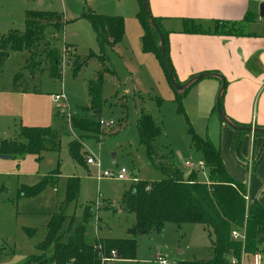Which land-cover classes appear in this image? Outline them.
I'll use <instances>...</instances> for the list:
<instances>
[{
  "label": "rangeland",
  "instance_id": "rangeland-1",
  "mask_svg": "<svg viewBox=\"0 0 264 264\" xmlns=\"http://www.w3.org/2000/svg\"><path fill=\"white\" fill-rule=\"evenodd\" d=\"M141 2L0 0V34L10 27L22 29L27 10H50L56 12L62 22L61 29L53 33L55 45L61 51L65 50L61 59V79L50 75L49 62L42 57L40 68L29 74L24 51L7 54L0 67V143L17 138L21 125L50 127L59 139L56 149L43 150L38 159L30 154L0 157V264H28L29 259L38 254L35 246L44 237L50 215L58 210L64 199L68 176L78 177L79 191L77 199L67 205L64 213L68 217L59 231L62 233L68 228L71 217L76 222L80 221L83 209L89 206L92 215L87 224L88 241L97 242L98 238L105 236L134 237L136 240L133 260L113 264H156L158 252L169 264L210 258L212 235L209 236L200 224L178 226L168 222L160 232L150 231L135 236L127 233L135 215L122 206L124 191L138 179L152 182L165 177L160 168L147 158L145 146L139 143L136 122L141 113L150 115L162 131L153 142L156 162L179 170L184 178L195 172L198 181L209 182L206 167H183V159L195 162L200 158V153L191 144L188 132L191 126L198 135L209 138L219 148L230 174L249 186L251 171L245 167L241 169L229 148L231 137L229 139L227 131L234 130L221 121L213 109L220 85H216L218 79L204 77L194 82L181 100L183 114L179 112L174 88L156 54L143 50ZM87 11L123 18V38L118 44L106 48V59L99 53L95 34L85 17ZM254 11L255 19L249 25L264 40L260 5ZM199 21L204 27L213 26V21ZM168 23L176 28L180 26V20ZM234 27L240 30V26ZM71 52L80 62L77 71L68 62ZM17 75L18 80L15 81ZM99 75L100 107L93 111L84 110L89 106L88 84ZM22 88H27L30 93H22ZM33 89L37 93H32ZM51 93H61L62 97L56 99ZM256 101L257 97L254 109ZM73 117L78 121L87 117L112 123L108 127L97 123L93 129L79 130L73 126ZM71 139L79 142L83 164H77L69 155ZM256 140L252 146V135L242 132L238 149L241 157L251 159L252 150L254 153L257 151ZM92 154L100 167L85 164V159ZM231 165H236L241 173ZM121 168L126 171L124 179L95 178L98 171L114 173ZM56 169L57 181L35 196H19L21 185L35 184ZM260 254L264 264V248ZM246 261L251 262L250 255Z\"/></svg>",
  "mask_w": 264,
  "mask_h": 264
},
{
  "label": "trees",
  "instance_id": "trees-1",
  "mask_svg": "<svg viewBox=\"0 0 264 264\" xmlns=\"http://www.w3.org/2000/svg\"><path fill=\"white\" fill-rule=\"evenodd\" d=\"M250 16L249 14L246 15L244 20L251 22L253 18ZM85 17L95 34L99 53L103 59H106V48L118 44L123 38V18L99 15L89 11L86 12ZM151 19L155 21L162 32L165 54L169 58L167 32L162 29L158 17L151 15ZM182 21V32L187 34H243L241 26L237 22L214 20L213 26L210 28L204 27L196 19L184 18ZM140 23L143 29V50L156 54L166 73L167 80L172 86L158 50L157 33L149 25L144 12ZM234 26H240V30H236ZM61 27V18L56 12L37 9L27 10L22 29L10 27L6 32L0 34V67L10 52L24 51L27 54L25 62L30 71L29 74H33L34 70L40 68L42 64L40 58L42 57V60L45 59L49 62L50 75L61 79V59L65 50L61 51L55 45L53 38V33L59 31ZM70 54L72 56L69 58V65L74 71H77L80 62L72 52ZM14 79L15 81L18 80V75ZM17 88L15 86V89ZM187 90L188 88L180 92L174 90L178 111L182 114L181 100ZM21 91L30 90L22 88ZM31 91L37 92L35 89ZM88 97L89 106L88 108L85 107L84 110L98 109L101 103L100 75L89 82ZM78 120L75 117L72 118L73 126L76 129L90 130L95 128L97 123L99 124V120L96 121L93 118L82 117L80 121ZM233 122L250 125L249 123ZM136 129L139 143L145 146L147 158L160 168L165 177L152 182L138 179L131 183L128 190L124 191L121 199L122 206L125 211L135 215L134 223L127 229L129 235L135 236L141 234L142 231L144 233L160 232L164 224L168 222L178 226L182 224L202 225L208 235H212L209 247L210 258L179 260L174 264H229V258L232 255L239 257L242 251L252 254L256 251L260 252L264 248V205L259 204L255 199L249 201L244 199L246 183L236 180L227 172L219 148L209 138L198 135L189 126L191 144L200 153L204 167L208 169L209 182H201L197 180L195 172L184 179L179 170L167 168L156 162L153 142L162 134V131L155 125L150 115L141 113L136 122ZM244 131L249 132L247 130H234L230 142V151L238 163L252 172L261 160L264 152V140L257 153L251 155L250 160L244 159L238 151L241 134ZM250 134L253 138L264 137V133L254 132ZM57 136V133L52 131L50 127L21 125L17 138L4 140L0 143V153L9 155L30 154L38 159L43 150L58 147L59 139ZM79 147V142L75 139H71L68 143V151L72 160L77 164H83ZM57 176L58 170L56 169L35 184L21 185L19 196L37 195L47 185L57 181ZM78 191V177H67L64 186V199L59 204L58 210L50 215L44 237L35 246L38 254L32 256L28 264H46L48 262L54 264H97L95 246L100 242L106 250L115 249L119 258L133 260L136 248L134 237L98 238L97 242L88 241L87 224L92 215L89 206L83 209L80 221L76 222L71 217L68 228L62 233L59 231L63 221L68 217L64 211L68 204L77 199ZM70 229L71 233L69 232ZM232 229L243 231L244 240L232 239L230 236Z\"/></svg>",
  "mask_w": 264,
  "mask_h": 264
},
{
  "label": "crops",
  "instance_id": "crops-1",
  "mask_svg": "<svg viewBox=\"0 0 264 264\" xmlns=\"http://www.w3.org/2000/svg\"><path fill=\"white\" fill-rule=\"evenodd\" d=\"M147 1L150 14L159 18L162 29L167 32L168 55L176 80L181 83L192 75L202 72L221 74L227 85L225 94L222 95V111L224 114L238 123H249L264 127V40L252 30L249 21L244 20V17L249 14L253 17L252 21H254L256 15L254 9L261 3L264 4V0ZM263 16L264 11L263 15H259V17L263 19ZM184 18L208 22L214 20L237 22L241 26L243 34H187L182 32V19ZM176 20H180L178 28L170 26L171 23H168ZM219 83L220 81L217 80L216 85ZM256 97L257 101L254 109L253 105ZM227 135L229 139L230 137L232 139L233 132L228 130ZM256 138L257 140L252 137L251 142L254 146L256 140L258 151L264 137L257 136ZM255 153L252 150L251 155ZM221 157L227 172L230 174L225 158L223 155ZM231 166H235V171L241 173L236 165ZM240 167L244 169L245 166L240 164ZM185 168L193 169V167ZM251 173L249 186L245 181L234 177L232 174L230 175L236 180L246 183V193L249 200L255 199L259 204L264 205V152L255 170ZM182 178L184 177L182 176ZM104 238L109 237L105 236ZM124 260L120 258L117 261Z\"/></svg>",
  "mask_w": 264,
  "mask_h": 264
},
{
  "label": "built area",
  "instance_id": "built-area-1",
  "mask_svg": "<svg viewBox=\"0 0 264 264\" xmlns=\"http://www.w3.org/2000/svg\"><path fill=\"white\" fill-rule=\"evenodd\" d=\"M53 97L58 99V98L62 97V94L56 93V94H53ZM111 123H112L111 121H104L102 119L99 120V124L102 126L108 127L111 125ZM85 162H86V164H90V165H93L96 167H100L99 162L95 160V157L93 154L89 155L85 159ZM183 166L201 169L204 167V162L201 159L196 161V162H193L189 159H185V160H183ZM125 174H126V171L123 168L117 170L114 173H110V172L104 170L102 172L98 171L95 178L98 180L101 177H114L115 179L121 180V179L125 178ZM244 199L246 201H249V197H248L247 193H245ZM230 236L234 240H244V238H245L244 232L236 230V229L231 230ZM95 247H96L97 264H113L114 262H116L117 260L120 259L118 257V254H117L115 249L106 250L101 243H98ZM249 255L251 256V262L246 261V258ZM155 262H156V264H169L168 260L160 252H158L155 255ZM229 264H262L261 263V254L258 251L254 252L252 254H248V253L242 251L239 257H235L233 255L230 256Z\"/></svg>",
  "mask_w": 264,
  "mask_h": 264
},
{
  "label": "water",
  "instance_id": "water-1",
  "mask_svg": "<svg viewBox=\"0 0 264 264\" xmlns=\"http://www.w3.org/2000/svg\"><path fill=\"white\" fill-rule=\"evenodd\" d=\"M141 1H142V8H143L145 18L147 19L151 28L157 33L158 50L160 52V55L162 56L163 62L167 69V73H168L169 79L171 81V84L174 90L180 92V91L185 90L186 88H189L194 82L198 81L201 78L216 77L220 81V85H219V88L217 90L216 97H215V110L219 118L233 130H247L250 133H254V132L264 133V127L256 126L252 124L250 125L237 124V123H234L230 118H228L224 114V112L221 109L220 102H221L222 94L224 92V88L226 86V82H225L224 77L221 74L216 73V72H202V73H197V74L192 75L187 80L181 83H178L176 81L170 60L165 54L164 38H163L162 32L160 31L155 21L151 19V14L148 8V1L147 0H141ZM262 15H263V3L260 4V16ZM9 156H10L9 154L0 153V157L2 158H7ZM141 233H144V231H142Z\"/></svg>",
  "mask_w": 264,
  "mask_h": 264
}]
</instances>
